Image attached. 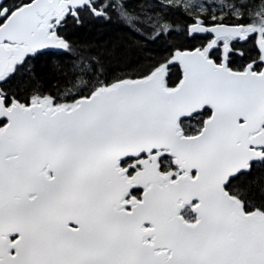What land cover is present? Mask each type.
Instances as JSON below:
<instances>
[{
    "label": "snow or ice",
    "instance_id": "obj_1",
    "mask_svg": "<svg viewBox=\"0 0 264 264\" xmlns=\"http://www.w3.org/2000/svg\"><path fill=\"white\" fill-rule=\"evenodd\" d=\"M0 264H264V0H0Z\"/></svg>",
    "mask_w": 264,
    "mask_h": 264
}]
</instances>
